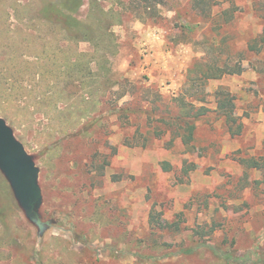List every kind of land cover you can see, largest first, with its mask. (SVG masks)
Returning a JSON list of instances; mask_svg holds the SVG:
<instances>
[{
	"label": "rangeland",
	"instance_id": "1",
	"mask_svg": "<svg viewBox=\"0 0 264 264\" xmlns=\"http://www.w3.org/2000/svg\"><path fill=\"white\" fill-rule=\"evenodd\" d=\"M50 1L0 0V70L23 87L37 80L24 75L25 58L58 45L67 59L93 52L88 42L65 48L46 24L29 20ZM90 1H82L79 18L88 17ZM122 1L100 0L122 10L124 22L112 27L118 52L111 83L97 92L98 112L74 118L39 106L38 93L30 116L0 98V116L40 167L39 212L50 221L41 227L27 216L0 168V264H264V168L242 162L264 163V0H165L157 12L143 0ZM212 54L248 67L201 91L212 111L198 122L193 148L170 128L146 147L125 143L136 131L133 120L143 130L165 127L158 119L176 106L166 110L159 97L170 101L181 93L194 60ZM122 77L138 89L118 99L123 88L113 84ZM76 85L69 86L74 102L89 99ZM218 88L235 95L241 135L233 136L213 111ZM124 104L134 116L128 111L131 118L118 119ZM72 122L82 131L72 133Z\"/></svg>",
	"mask_w": 264,
	"mask_h": 264
},
{
	"label": "trees",
	"instance_id": "2",
	"mask_svg": "<svg viewBox=\"0 0 264 264\" xmlns=\"http://www.w3.org/2000/svg\"><path fill=\"white\" fill-rule=\"evenodd\" d=\"M82 1L52 0L40 7L38 16H32L29 20H36L35 23H38V25L46 24L50 28L49 32L57 35L59 41H65V48H69L70 44L78 46L81 42H88L93 46V52H80L76 59H67L63 55L65 51L64 46L58 45L54 49L46 48L32 60L29 59L30 57L25 58L24 66L22 67L25 72L24 75H28V81L32 84L33 80L37 79L31 87L19 85L14 74L0 70V98L3 101L13 104L18 110L30 116L34 115L33 113L35 112L31 110L33 104L31 98L33 95L37 97L38 93L42 94L41 99L37 101L39 106L48 108L54 106L60 112H69L74 115V118H77L78 114H80L79 116L87 117L99 111V104L95 100L98 95L97 92H100V88L103 85L111 83L112 76H114L111 57L115 56L118 52L117 37L112 27L124 22V13L122 10L117 9L115 5L107 8L100 3V0H91L88 17L81 19L77 14L83 5ZM143 1H145L144 8L151 9L152 7L153 9L151 10L155 12H157L160 5L165 4V0ZM115 2L123 6L125 5L122 0H115ZM138 3H134L133 1L132 5ZM137 6L139 7L140 4ZM140 18H143L141 20L147 19L145 17ZM243 61L240 60L235 64H231L229 61H223L219 55L195 59L188 69L187 82L183 91L177 96L172 97L170 101L163 100L161 96L159 97L160 101H163L162 106L166 110L169 109L170 111L173 109L170 108L172 107V102L176 106L174 107L176 112L171 116L164 114L158 119L165 123V127L157 126L143 130L141 124L137 120H133L131 121V125L137 126L136 131L133 136L125 137V143L131 146L146 147L152 138L162 137L167 133L168 128H170L174 139L180 138L185 146L193 148L199 127L198 122L206 118L209 112L212 111L207 106L206 97L200 95L201 91L205 89L208 82L212 79H221L228 74H242L248 67ZM32 63H36L35 70L32 69ZM114 82L113 86L119 85L120 88H123L118 99L130 96L133 90L138 89L137 84L127 77H122L121 80ZM73 84H77L76 87H80L89 94V99H85L83 102L87 100L88 104L94 103L92 107L90 105L83 107V102H74L77 97H75L76 93L69 91V86ZM94 86L96 87L94 88ZM147 90L150 89L147 88ZM215 97L217 107L213 111L218 113L224 120L225 125L233 136L241 135L244 130V123L235 114V95L227 89L218 88L215 91ZM195 100H199L202 104L197 105ZM60 103H63L65 107L62 108ZM77 103L81 107L77 106ZM72 107L76 109H72ZM0 110H3L1 105ZM128 111H131L134 116L130 104H124L118 108L116 111L118 119L128 117L131 113ZM130 115L129 118H131ZM149 119L153 120V117L149 116ZM78 122H72L70 126L73 131L72 133L82 131L76 129ZM242 162L251 169L264 168V163L255 157L243 158ZM165 164L170 166L168 162ZM193 168L194 164L188 165L185 169L186 173L192 171ZM153 220L162 225L155 217H153ZM193 250L191 247L186 252H193ZM226 257L232 259V255L228 252L225 253Z\"/></svg>",
	"mask_w": 264,
	"mask_h": 264
},
{
	"label": "water",
	"instance_id": "3",
	"mask_svg": "<svg viewBox=\"0 0 264 264\" xmlns=\"http://www.w3.org/2000/svg\"><path fill=\"white\" fill-rule=\"evenodd\" d=\"M0 168L10 180L15 195L28 217L36 219L39 226L50 224L43 222L39 209L43 201L39 183L40 167L24 143L20 141L14 129L0 116Z\"/></svg>",
	"mask_w": 264,
	"mask_h": 264
},
{
	"label": "crops",
	"instance_id": "4",
	"mask_svg": "<svg viewBox=\"0 0 264 264\" xmlns=\"http://www.w3.org/2000/svg\"><path fill=\"white\" fill-rule=\"evenodd\" d=\"M16 135V134H15ZM17 137V136H16Z\"/></svg>",
	"mask_w": 264,
	"mask_h": 264
}]
</instances>
